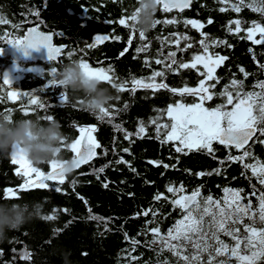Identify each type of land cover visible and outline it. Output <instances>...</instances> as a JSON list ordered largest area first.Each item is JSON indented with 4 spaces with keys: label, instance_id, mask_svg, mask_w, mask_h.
<instances>
[{
    "label": "trees",
    "instance_id": "obj_1",
    "mask_svg": "<svg viewBox=\"0 0 264 264\" xmlns=\"http://www.w3.org/2000/svg\"><path fill=\"white\" fill-rule=\"evenodd\" d=\"M236 2L237 0H229V3ZM249 2L250 0H245V4ZM136 6L137 0H0V19L6 21L0 24V36H3V39H0V47L9 46L6 43L8 40L23 38L31 25H37L44 31H53L55 44L66 45L61 53L62 62L16 61L23 66L35 64L38 68L23 71L20 77L12 81L11 86L0 85V113L10 115L11 119L39 116L47 120L45 117L51 116L61 124L65 142L69 144L78 138V127L95 126L97 131L93 135L102 146L96 150L98 155L92 161L66 176L63 185H54L61 188L60 192L36 189L19 193V199L0 198V202L43 203L40 218L19 230L8 232L7 238L0 241V250L4 253L0 256V264H29L21 261L17 255L24 248L33 254L30 264H65L64 256L68 253L71 264H158L165 259L175 264L176 258L172 253L167 250L161 253L160 244H153L152 234L146 233V228L158 226L161 233L166 234L179 218V212L174 211L170 203L172 194L166 191L167 186L179 187L183 184L185 194L199 188L203 196L212 195L214 199L225 195V187L243 189V196L251 193L252 185L261 189L254 177L249 180L251 171L246 170L243 164L264 163V144L250 142L249 151L255 159L220 164L219 161L225 160L229 154L239 156L240 151L214 142L213 155H209L206 150H186L178 153L173 142L161 143L160 139L156 138L155 127L147 124L149 118L158 115L157 109H166L167 105L180 99L168 90L137 89L135 92H119L113 89L116 99L110 105L122 111L109 123L107 119L99 120L95 112L82 106L80 98L62 89L60 85H48L44 88L48 80L52 79L49 74L51 67H56L59 71L61 65L69 59L80 61L82 58L93 67L111 66L114 82L117 84L130 81L133 76L146 78L154 70H164L165 76L158 77L157 83L163 79L169 88H180L185 83L189 87H195L198 83L197 70L182 69L177 74L168 72L163 65L154 62L156 58L163 59V56L158 55L161 50L164 56L169 51H177V59L185 62L195 52L201 51L198 43L202 39L200 32L191 25H185L184 21L188 19L203 23L202 31L210 38L227 41L231 45L227 47L221 44L210 48V52L228 57L223 65L216 69L215 75L220 78V83L213 91H221L233 77L244 81L246 91L254 90L252 86L258 80H264V72L259 68V64H264V44H254L247 40L244 31L251 26L252 21L264 25L261 13L246 6H242L241 11L237 13L221 0H193L190 8L183 11L173 9L168 13L162 12L158 7L156 19H175L177 23L156 25L152 31L145 34L146 39L143 42L136 32L129 46L130 29L116 21L130 16ZM222 7L227 10L220 11ZM209 19L212 20L211 24L207 23ZM235 19L242 21V31L239 34L227 30L228 22ZM171 33L187 35L190 39L181 40L180 48L186 43H192L193 48L185 52L179 51L174 44L162 45V38L173 39L170 37ZM97 35L112 38L94 48H87ZM116 36L120 39L116 40ZM148 42V51L137 54V47ZM125 48L128 49L126 52ZM69 52L73 53L70 58ZM121 52H124V55L121 56ZM145 58L149 59L150 66L145 65ZM13 61L15 60L10 55L0 54V77L3 76L6 66ZM241 67L251 74L247 79L239 71ZM198 68L200 70V65ZM128 87L131 88L130 83ZM9 91L33 93L46 107L35 110L31 106L22 108V105H27L28 98L13 101L7 98ZM61 91L66 93L67 102H61ZM194 101L195 98L191 96L184 98L187 103ZM206 103L216 106L222 103V99L214 97ZM141 120L147 125V135L143 138L133 135L131 142L124 138V132L117 131L114 127L115 124H120L127 132L135 133ZM160 122H168L166 115ZM124 148H128L129 152H123ZM63 153L66 158L73 156L65 147ZM121 157L131 164V168L127 164L116 163ZM149 161L162 163L156 166ZM165 164L170 167L165 168ZM105 165L108 166L97 179L94 169ZM15 167L17 166L11 163L10 154H0V196L4 188L15 187L23 182V177L15 174ZM39 167L44 171L48 170L47 164ZM216 169L220 170V174L196 175ZM104 183L108 184L107 188L103 186ZM158 193H163L169 199L154 200ZM245 201L247 203V200ZM252 203L255 208L258 206L254 197ZM63 209L69 211L64 212ZM89 209L92 214L102 219H89ZM147 209H152L158 214L155 217L151 213L147 217L136 215ZM52 214L56 215V219L48 221L42 218ZM148 221L152 223L149 224ZM54 229L59 231L54 233ZM133 240L138 241V244L134 245ZM229 242L231 240L227 241ZM13 249H16V253H13ZM131 257L136 259L132 260Z\"/></svg>",
    "mask_w": 264,
    "mask_h": 264
},
{
    "label": "snow or ice",
    "instance_id": "obj_2",
    "mask_svg": "<svg viewBox=\"0 0 264 264\" xmlns=\"http://www.w3.org/2000/svg\"><path fill=\"white\" fill-rule=\"evenodd\" d=\"M221 2L229 4L232 10L239 13L242 6L251 8L253 11L259 12L264 18V0H250L245 4V0H237L236 3H229V0H221ZM192 0H158V5L162 12L168 13L173 9L183 11L185 8L190 7ZM220 11L227 9L222 7ZM138 11V10H137ZM39 15V13H35ZM136 13L127 17H122L116 23L130 29V36L128 45L132 44L133 35L138 32L139 38L145 41V33L138 31L130 21L135 19ZM6 21L0 19V24ZM110 23H112L110 21ZM175 24V19H155L153 28L156 25ZM185 25H191L193 29L200 32L202 39L199 40L201 51L195 52L190 59L185 62L182 59H177V51H169L164 56L163 51H159L158 55L163 56V59L156 58L155 64L163 65L164 69L168 72H176L182 69L197 70L198 83L195 87H189L185 83L180 88H169L168 84L163 82V79L157 83V78L165 76L164 70H154L148 77H131L130 81H122L117 84L114 82L113 69L111 66L108 68L97 67L93 68L89 63L85 62L83 58L80 60L82 69L89 75L98 77L108 82L111 87L119 92L131 91L135 92L137 89H151L158 91L165 89L170 91L174 96H179L180 99L175 100L173 103L167 105L166 109L156 111L158 115L149 118L147 124L155 127L156 138L160 139L161 143L173 142L176 152L187 151H201L206 150L209 155H213V143H218L226 148H235L240 151L239 156L229 154L225 160L219 161L224 164L228 161L243 162L246 159H255L249 151L250 141L264 144V80H258L252 88V91H245L243 80H237L233 77L228 84L223 86L219 92L213 91L220 83V78L215 75L216 68L223 65L224 61L228 59L226 56L219 55L218 53L210 52V48L219 45L231 47L227 41H221L210 38L208 34L202 31L204 24L194 19L184 21ZM208 24L212 20L207 21ZM232 25H235L233 28ZM242 21L240 19L231 20L228 22L227 30L233 34H239L242 31ZM15 27V26H14ZM246 32V39L252 41L254 44H264V25L257 21H252L251 26L244 29ZM259 34V39L256 35ZM169 37L161 39V44H174L179 51H187L193 48L192 43H186L183 48H180V42L188 41L190 38L187 35H180L178 33H171ZM112 37L107 35H97L92 44H88L87 48H94L97 44L102 43ZM119 40L120 37H114ZM3 39V36H0ZM53 35L40 31L37 27H32L27 30L23 38L6 41L7 45L22 49L25 55L28 54L30 49L39 50L41 47L47 49L49 61L62 62L63 57L61 53L64 51L62 47L54 46L52 43ZM150 47V42L141 43L137 47V54L147 52ZM128 49L125 48L124 52ZM4 48L0 47V54H3ZM251 51V50H250ZM121 52L120 55H124ZM73 53L69 52V58ZM145 65L150 66L148 58H145ZM258 63V62H257ZM198 65H202L203 71H200ZM259 68L264 72V64H259ZM244 78L247 79L251 74L246 72L243 67L239 69ZM57 68L51 67L49 74L52 79L48 80V85H59L56 78ZM131 84V88L128 84ZM13 84L10 74L5 72L0 77V85L11 86ZM255 89H259L256 91ZM44 91V89H41ZM61 102H67L68 97L65 92L61 91ZM191 96L197 98L192 103H185L184 98ZM28 98L27 105H22V108L29 106L35 109H45L46 105L41 102L37 95L28 92L9 91L7 98L15 101L21 98ZM214 97L222 99V103L214 107H206V102H210ZM125 109L127 105L124 106ZM122 111L111 105L101 108L95 112L97 118L101 121L107 119L109 123L115 119V116ZM28 112H25L27 115ZM0 115H4L0 113ZM166 115L168 118L167 123H161V119ZM6 118L11 119L10 115H5ZM53 117L47 116L45 119H52ZM117 131L124 132V138L131 142L133 135L143 138L147 135V125L141 120L139 121L137 131L129 133L121 127L120 124L114 125ZM97 131L95 126L91 127H78L79 136L70 144L63 141L64 147L73 153V162L76 169L81 165L87 164L92 161L97 155V149L101 148V144L93 135ZM258 134V135H257ZM255 138V139H254ZM123 152H129L128 148L122 149ZM107 151H104V155ZM11 163L15 167V174L23 177V182L15 187H6L3 189L0 198L5 200L19 199V193L36 190L47 189L60 192L61 188L54 185H63L66 181V176L63 174L60 165L55 161H48V170L44 171L40 167L34 165L20 148H14L10 154ZM116 163L127 164L131 168V164L125 161L122 157ZM156 166H160L162 162L149 161ZM105 165L99 169H94V172L99 179V174L103 173ZM165 168L169 165H163ZM174 167V166H171ZM243 167L251 171L249 180L253 177L258 181L261 189H257L252 185V191L248 196H243L241 193L243 189H230L225 187L223 189L225 195L222 198L214 199L212 195L203 196L199 188L191 191L190 194H185L186 190L181 184L179 187L172 185L167 186L166 191L172 194L170 203L174 211L179 212V218L167 230L166 234H162L160 228L152 227L146 228V233L150 232L153 236L152 243H159V251L163 253L165 250L172 253L176 258L175 264H264V163H244ZM135 171V169H132ZM220 174V170L216 169L213 172H199L197 176ZM54 186V188H53ZM105 188L108 187L104 183ZM258 201V206L254 209L252 198ZM83 199V197H81ZM169 199L163 193H158L154 196V200ZM247 200V203L244 201ZM85 203H87L85 201ZM56 210H53L55 212ZM68 212V209H63ZM89 211V219L101 220L102 218L92 214ZM151 213L154 217L158 214L152 209L144 210L136 215H143L147 217ZM45 220L51 221L56 219V215H45L42 217ZM247 218L248 223H245ZM147 223H152L148 221ZM54 233L58 229L53 230ZM221 234L229 237L231 244L221 239ZM126 239L127 234L125 233ZM134 245L138 241L133 240ZM135 250V249H133ZM16 253V249L12 250ZM3 251L0 250V256H3ZM21 261L31 262L32 252L27 248L21 250L18 254ZM86 255V253H84ZM135 260V257H131ZM15 260V257H14ZM7 264V262H6ZM158 264H172L169 260L165 259L159 261Z\"/></svg>",
    "mask_w": 264,
    "mask_h": 264
},
{
    "label": "clouds",
    "instance_id": "obj_3",
    "mask_svg": "<svg viewBox=\"0 0 264 264\" xmlns=\"http://www.w3.org/2000/svg\"><path fill=\"white\" fill-rule=\"evenodd\" d=\"M158 7V0H137V6L130 14L135 12V19L130 23L145 34L152 31ZM56 78L62 89L80 98L82 106L91 112L110 106L116 99L114 88L109 87L108 82L86 73L78 60L69 59L62 64ZM63 141L65 134L62 126L54 118L8 119L0 115V154H11L14 148H20L37 167L55 160L63 174L68 176L76 167L73 157H65ZM42 213L43 203L40 201L0 202V241L7 238L8 232L19 230L40 218ZM68 255L70 253L64 256L65 264H71Z\"/></svg>",
    "mask_w": 264,
    "mask_h": 264
},
{
    "label": "water",
    "instance_id": "obj_4",
    "mask_svg": "<svg viewBox=\"0 0 264 264\" xmlns=\"http://www.w3.org/2000/svg\"><path fill=\"white\" fill-rule=\"evenodd\" d=\"M188 8H190V7H188ZM188 8H185V9H188ZM176 10H179V9H176ZM179 11H181V10H179ZM32 27H37L42 32L52 34L53 35L52 43L54 46L62 47V48L66 47L65 44L64 45L55 44L53 31H44V30L40 29L37 25H31L28 29H30ZM26 33H27V31H26ZM26 33H25V35H26ZM3 54L10 55L13 58V60H15V61H43V62L49 61L48 55H47V49L44 47H41L39 50L30 49L28 54L25 55V52L22 49H17L16 47L9 45V46L4 48Z\"/></svg>",
    "mask_w": 264,
    "mask_h": 264
},
{
    "label": "rangeland",
    "instance_id": "obj_5",
    "mask_svg": "<svg viewBox=\"0 0 264 264\" xmlns=\"http://www.w3.org/2000/svg\"><path fill=\"white\" fill-rule=\"evenodd\" d=\"M256 37L260 38L259 34H257ZM91 67H93V66H91ZM200 67H201L200 70L202 71L203 70L202 65H200ZM36 68H38V67L35 64H29L27 66H23L19 62L13 61V62L9 63V65L6 66L4 73L8 72L10 74V78L12 79V81H14L15 79H17L18 77L21 76L23 71L28 70V69H36ZM93 68H97V67H93ZM196 99L197 98H195V100ZM185 103H187V102H185ZM205 106L209 107V105L207 103L205 104ZM244 203H246V201H244ZM254 209H255V207H254ZM245 223H248L247 218H245ZM221 239L225 240V242L230 241L229 237H226L223 234H221ZM229 243L231 244V242H229Z\"/></svg>",
    "mask_w": 264,
    "mask_h": 264
},
{
    "label": "flooded vegetation",
    "instance_id": "obj_6",
    "mask_svg": "<svg viewBox=\"0 0 264 264\" xmlns=\"http://www.w3.org/2000/svg\"><path fill=\"white\" fill-rule=\"evenodd\" d=\"M256 39H259V38L256 37ZM216 69H217V68H216ZM245 91H246V90H245ZM256 91H259V89H256ZM209 107H214V106H209ZM250 142H251V141H250Z\"/></svg>",
    "mask_w": 264,
    "mask_h": 264
}]
</instances>
